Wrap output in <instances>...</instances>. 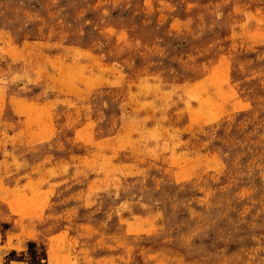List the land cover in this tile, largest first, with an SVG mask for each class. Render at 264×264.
Returning <instances> with one entry per match:
<instances>
[{
    "label": "rangeland",
    "instance_id": "obj_1",
    "mask_svg": "<svg viewBox=\"0 0 264 264\" xmlns=\"http://www.w3.org/2000/svg\"><path fill=\"white\" fill-rule=\"evenodd\" d=\"M0 264H264V0H0Z\"/></svg>",
    "mask_w": 264,
    "mask_h": 264
}]
</instances>
